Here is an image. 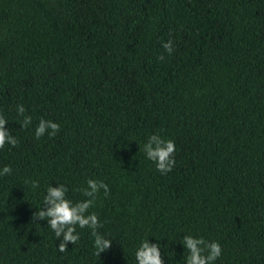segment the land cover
I'll use <instances>...</instances> for the list:
<instances>
[{"label":"trees","instance_id":"1","mask_svg":"<svg viewBox=\"0 0 264 264\" xmlns=\"http://www.w3.org/2000/svg\"><path fill=\"white\" fill-rule=\"evenodd\" d=\"M0 114L19 140L0 149V264H136L145 238L185 264L188 234L220 243L215 264H264V0H0ZM41 119L60 131L37 139ZM154 133L175 142L167 174ZM88 179L108 185L90 211L112 247L77 228L60 253L32 215Z\"/></svg>","mask_w":264,"mask_h":264},{"label":"clouds","instance_id":"2","mask_svg":"<svg viewBox=\"0 0 264 264\" xmlns=\"http://www.w3.org/2000/svg\"><path fill=\"white\" fill-rule=\"evenodd\" d=\"M162 47L170 56L173 52V41L169 39L162 44ZM158 59L163 61L165 57L160 55ZM16 111L19 116H23L20 130L27 129L32 122V117L24 115L23 105H17ZM6 124L5 116L0 114V149H3L6 144L15 148L19 143L18 138L11 134ZM59 131L58 123L41 119L35 127L34 135L37 139L46 133L54 137ZM143 152L162 175L171 172L175 167L176 147L175 142L171 139H164L158 133H154L143 144ZM11 173L12 169L8 165L0 170V176L11 175ZM31 184L33 189L39 187L38 181H32ZM77 191L84 199L74 202L67 197L68 188L64 184H57L56 187L49 185L43 197L42 207L33 213L32 221H47L48 227L60 241L57 247V251L60 253L68 251V244L74 245L80 240L77 228L90 229L95 249L94 254L99 257L101 253L112 247V241L98 232V229L103 225L98 214L90 210L95 206L101 191L107 197L109 188L103 181L88 179L86 187L79 188ZM183 249L187 252L185 264H215L222 255V247L218 241H206L203 237L191 234L183 236ZM135 261L136 264H164L161 245L158 242L149 243L148 238L141 240L135 251Z\"/></svg>","mask_w":264,"mask_h":264}]
</instances>
